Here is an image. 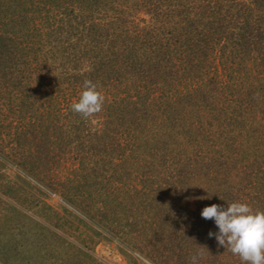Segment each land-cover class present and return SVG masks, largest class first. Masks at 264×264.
<instances>
[{
    "label": "trees",
    "instance_id": "trees-1",
    "mask_svg": "<svg viewBox=\"0 0 264 264\" xmlns=\"http://www.w3.org/2000/svg\"><path fill=\"white\" fill-rule=\"evenodd\" d=\"M2 149L152 264H242L200 213L264 210V0H0Z\"/></svg>",
    "mask_w": 264,
    "mask_h": 264
},
{
    "label": "rangeland",
    "instance_id": "rangeland-1",
    "mask_svg": "<svg viewBox=\"0 0 264 264\" xmlns=\"http://www.w3.org/2000/svg\"><path fill=\"white\" fill-rule=\"evenodd\" d=\"M2 150L0 264H152L121 246L99 225L100 216L92 206L100 203L101 194L93 193V200L88 201L91 208H85L90 216L86 215L80 211L81 205L66 203L52 189L6 162L8 154ZM77 163L69 158L59 174L66 178L76 174L81 180L84 170ZM74 166L77 170L72 171ZM88 180L101 178L94 173Z\"/></svg>",
    "mask_w": 264,
    "mask_h": 264
},
{
    "label": "clouds",
    "instance_id": "clouds-1",
    "mask_svg": "<svg viewBox=\"0 0 264 264\" xmlns=\"http://www.w3.org/2000/svg\"><path fill=\"white\" fill-rule=\"evenodd\" d=\"M104 101L98 86L85 79L79 99L70 105V109L89 118L102 111ZM200 214L206 220H214L218 228L216 233L209 231V237L215 236L218 245L227 247L242 264H264V210L235 201L226 205L213 203L205 206ZM196 260L197 256L193 255L191 264H196Z\"/></svg>",
    "mask_w": 264,
    "mask_h": 264
}]
</instances>
